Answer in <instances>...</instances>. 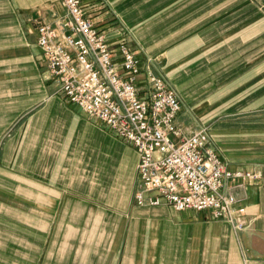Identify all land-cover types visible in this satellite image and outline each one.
<instances>
[{
    "label": "crops",
    "instance_id": "1",
    "mask_svg": "<svg viewBox=\"0 0 264 264\" xmlns=\"http://www.w3.org/2000/svg\"><path fill=\"white\" fill-rule=\"evenodd\" d=\"M84 1L106 18L110 41L129 31L141 85L155 60L186 133L207 127L231 170L260 176L237 190L246 226L139 206L137 151L70 104L48 73L37 29L64 20L61 3L0 0V65L22 62L39 81L0 128L24 116L0 150V264H264V0Z\"/></svg>",
    "mask_w": 264,
    "mask_h": 264
},
{
    "label": "built area",
    "instance_id": "2",
    "mask_svg": "<svg viewBox=\"0 0 264 264\" xmlns=\"http://www.w3.org/2000/svg\"><path fill=\"white\" fill-rule=\"evenodd\" d=\"M65 18L57 26L39 24L37 44L47 70L70 104L130 143L139 156V206H168L177 212H205L234 229L246 226V206L237 190L258 174L229 168L211 146L207 127L186 133L177 123L182 105L176 90L146 66L140 84L139 49L128 30L110 41L84 0H58ZM107 9L105 17L113 18ZM142 52V50H141Z\"/></svg>",
    "mask_w": 264,
    "mask_h": 264
},
{
    "label": "rangeland",
    "instance_id": "3",
    "mask_svg": "<svg viewBox=\"0 0 264 264\" xmlns=\"http://www.w3.org/2000/svg\"><path fill=\"white\" fill-rule=\"evenodd\" d=\"M104 5H106L107 8H110V6L106 3H104ZM133 45L134 47L136 46V49L139 48L135 43H133ZM150 68L153 72L157 70L155 60H151ZM32 77L33 79H30ZM34 77H36V75L33 70L31 71V69L24 67L22 62H20V64L18 65L14 63H3L0 65V128L1 125H5L11 114L17 111L20 105L26 104L29 96L37 91L34 86H37L39 84V81L35 80ZM29 92H31L32 94L29 95ZM17 104H19L17 109H12V107ZM23 117L24 116H20L18 121H16L11 127H9V129L5 130V128L4 132H2L3 130L0 131V150H3L4 154H6L5 151L6 146L8 145V141L12 138L13 134L16 133L15 127L17 123ZM15 143L16 146L19 145V140H17ZM15 154L16 151L14 152V155ZM5 166L6 165L0 164V167L3 169L5 168ZM54 246L55 244L51 245L52 250L54 249Z\"/></svg>",
    "mask_w": 264,
    "mask_h": 264
}]
</instances>
